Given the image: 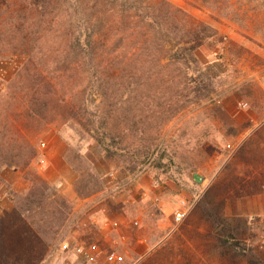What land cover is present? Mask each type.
Returning <instances> with one entry per match:
<instances>
[{"label":"rangeland","instance_id":"rangeland-1","mask_svg":"<svg viewBox=\"0 0 264 264\" xmlns=\"http://www.w3.org/2000/svg\"><path fill=\"white\" fill-rule=\"evenodd\" d=\"M167 1L214 35L196 51L201 73L189 72L200 80L177 88L191 100L159 122L148 117L153 100L136 98L144 87L122 103L118 85L101 86L110 52L96 60L94 83L93 68L67 55L69 28L86 20L119 25L108 40L130 55L122 28L137 18L122 0H26L51 12L41 38L21 53L5 51L0 36V123L10 127L2 135L0 126V154L17 134L39 151L29 165L0 169V264H264V0ZM34 78L49 81L41 93L53 99L35 117ZM69 106L80 116L66 117ZM103 134L117 141L112 156ZM183 198L189 210L177 222ZM92 245L98 258L85 252ZM111 250L123 258L108 261Z\"/></svg>","mask_w":264,"mask_h":264},{"label":"trees","instance_id":"trees-1","mask_svg":"<svg viewBox=\"0 0 264 264\" xmlns=\"http://www.w3.org/2000/svg\"><path fill=\"white\" fill-rule=\"evenodd\" d=\"M23 1L26 0L3 1V8L0 12H4L5 19L12 20L13 23L5 26L0 25V36L5 40L2 47L5 51L15 49L21 53H27L30 41L41 38L38 33L47 26L45 17L49 16L51 12L38 3L34 2V5L33 3H24V5ZM116 1L118 0H112L113 3ZM122 1L123 4H127V17L137 18L136 21H130L129 26L122 28L124 31L131 32L129 45L132 52L130 55H122L120 50L122 43H119L118 40H114V38L111 39L113 42L108 40L111 33L119 29V25H100L98 22L94 23L89 20L80 23L76 28H69L67 55L75 54L79 61L89 64L90 70L93 68L94 79L92 78L90 82L94 83L98 72V69L97 72H94L97 65L96 60L103 52H110L112 54L110 66L112 73L101 80V86L105 88L108 83L118 85V93H120L118 98L122 103L126 102L125 95L134 85L144 87L145 91L139 93L136 98L153 100L150 101L153 103L150 104L153 108L148 117L158 122L161 121V118L170 119L180 108L184 107L186 101L191 100L187 94L178 95L177 88L189 89L194 81L200 80L193 77L195 73L200 74V69L203 68L196 51L207 37L214 35V28L205 23L194 25L184 9L167 0ZM92 16L95 17V14L93 13ZM101 36H105L107 39L101 40ZM101 51L103 52L101 53ZM129 57L131 58L126 60ZM190 71H193L192 75L189 74ZM31 77L33 78V74ZM23 79L24 75H22L21 81ZM47 81V79L44 81L34 78L32 88H30L31 91H34L30 98L29 110V114L33 117L45 115L46 111L50 110L53 99L50 98L49 91L45 96L41 93V87ZM202 83L207 84L204 80ZM62 103L64 101L59 102L58 105L61 106ZM82 103L85 107L86 99H83ZM67 105L73 104L67 103ZM160 106L162 110L157 109ZM94 115V113H90L87 120L93 122ZM65 116L79 117L80 111L69 106ZM158 124L155 122V125ZM0 126L2 132H8L10 129L9 123L6 122L0 123ZM2 135L6 134L3 132ZM107 139H110L111 142H108ZM98 140L107 154L112 156L114 153L112 146L117 141L105 134L99 135ZM15 143L13 147L7 149L10 153L0 154V169L4 165H29L39 154L34 143L27 140L23 134H17ZM3 148H6L5 145ZM85 186L86 184H83V187ZM77 189L82 192L81 186L78 184ZM27 198L31 203L32 192L28 193ZM31 211L29 206L24 208V214L32 219Z\"/></svg>","mask_w":264,"mask_h":264},{"label":"built area","instance_id":"built-area-1","mask_svg":"<svg viewBox=\"0 0 264 264\" xmlns=\"http://www.w3.org/2000/svg\"><path fill=\"white\" fill-rule=\"evenodd\" d=\"M247 105V103H245ZM189 208H188V200L183 198L180 201L179 208L175 211V220L177 222L182 221L185 218V215L187 214ZM65 245H68L65 243ZM86 254L90 255L93 258H98L101 256V252L99 249L96 248V245H92L91 248L85 250ZM106 258L110 262H115L118 260H121L123 256L117 251V250H111L106 254Z\"/></svg>","mask_w":264,"mask_h":264}]
</instances>
